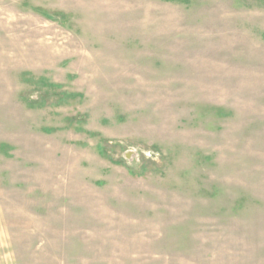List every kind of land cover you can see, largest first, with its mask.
<instances>
[{
  "label": "rangeland",
  "instance_id": "obj_1",
  "mask_svg": "<svg viewBox=\"0 0 264 264\" xmlns=\"http://www.w3.org/2000/svg\"><path fill=\"white\" fill-rule=\"evenodd\" d=\"M0 264H264V0H0Z\"/></svg>",
  "mask_w": 264,
  "mask_h": 264
}]
</instances>
